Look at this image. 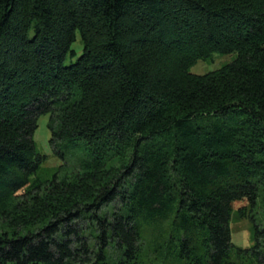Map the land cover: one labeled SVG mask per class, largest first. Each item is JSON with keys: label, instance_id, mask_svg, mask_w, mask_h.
Wrapping results in <instances>:
<instances>
[{"label": "trees", "instance_id": "1", "mask_svg": "<svg viewBox=\"0 0 264 264\" xmlns=\"http://www.w3.org/2000/svg\"><path fill=\"white\" fill-rule=\"evenodd\" d=\"M258 208L264 0H0V264H264Z\"/></svg>", "mask_w": 264, "mask_h": 264}, {"label": "rangeland", "instance_id": "2", "mask_svg": "<svg viewBox=\"0 0 264 264\" xmlns=\"http://www.w3.org/2000/svg\"><path fill=\"white\" fill-rule=\"evenodd\" d=\"M73 48H75L78 54L81 53V43L79 40L74 41ZM233 55H219L214 54V56L206 61L199 60L194 65H192L189 70L193 73H204L214 69L219 68L221 65L231 61ZM69 62V59H66V63ZM48 114H42L37 119V127L33 133V140L35 142L36 148L41 153H44L48 156L47 164L48 165H57L60 163V159L53 155L51 146L49 144L50 131L47 127ZM236 202V201H235ZM234 202V203H235ZM239 203H235V208L232 215L235 213V209ZM256 218L263 221L264 215L263 212L258 208V211L255 213ZM231 234L232 241L238 246L248 247L252 245V237L249 223L245 220H234L231 222ZM43 264V263H37Z\"/></svg>", "mask_w": 264, "mask_h": 264}]
</instances>
